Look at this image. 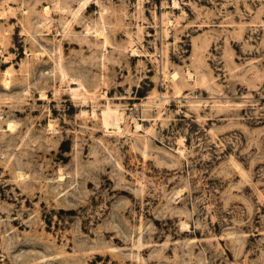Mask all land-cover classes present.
I'll list each match as a JSON object with an SVG mask.
<instances>
[{
  "label": "rangeland",
  "instance_id": "374dc122",
  "mask_svg": "<svg viewBox=\"0 0 264 264\" xmlns=\"http://www.w3.org/2000/svg\"><path fill=\"white\" fill-rule=\"evenodd\" d=\"M0 264H264V0H0Z\"/></svg>",
  "mask_w": 264,
  "mask_h": 264
},
{
  "label": "bare ground",
  "instance_id": "6f19581e",
  "mask_svg": "<svg viewBox=\"0 0 264 264\" xmlns=\"http://www.w3.org/2000/svg\"><path fill=\"white\" fill-rule=\"evenodd\" d=\"M110 113H111V112H110ZM107 121H108V120H107ZM114 121L116 122V120H114ZM115 122H114V124H116ZM111 123H112V122H111ZM111 123H110V124H111ZM117 124H118V122H117ZM109 126L111 127V125H109ZM116 126H117V125H116ZM114 127H115V126H114Z\"/></svg>",
  "mask_w": 264,
  "mask_h": 264
}]
</instances>
